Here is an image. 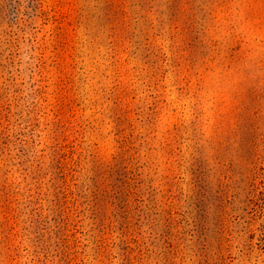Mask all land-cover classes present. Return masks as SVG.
Returning <instances> with one entry per match:
<instances>
[{
    "label": "rangeland",
    "instance_id": "374dc122",
    "mask_svg": "<svg viewBox=\"0 0 264 264\" xmlns=\"http://www.w3.org/2000/svg\"><path fill=\"white\" fill-rule=\"evenodd\" d=\"M0 264H264V0H0Z\"/></svg>",
    "mask_w": 264,
    "mask_h": 264
}]
</instances>
